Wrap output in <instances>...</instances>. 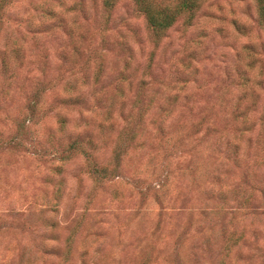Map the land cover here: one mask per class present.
Masks as SVG:
<instances>
[{
  "label": "rangeland",
  "instance_id": "374dc122",
  "mask_svg": "<svg viewBox=\"0 0 264 264\" xmlns=\"http://www.w3.org/2000/svg\"><path fill=\"white\" fill-rule=\"evenodd\" d=\"M103 1L0 0V264H264L256 0L160 36Z\"/></svg>",
  "mask_w": 264,
  "mask_h": 264
},
{
  "label": "trees",
  "instance_id": "16d2710c",
  "mask_svg": "<svg viewBox=\"0 0 264 264\" xmlns=\"http://www.w3.org/2000/svg\"><path fill=\"white\" fill-rule=\"evenodd\" d=\"M115 1L117 0H104L103 5L106 7V9H110L114 5ZM133 1L137 6L138 11L144 15L147 25L153 31L154 35L160 36L180 18H185V21L190 24L194 18L193 13L200 7L204 0H176L174 2L171 0ZM256 2L259 20L264 27V0H256ZM246 66H248V68L243 66L239 73V79H241L240 85L242 88L240 92L242 96V102L239 103L243 104L245 101L248 105H250L246 106L247 112L243 115V121L245 122L250 119L248 117V113H256V108H258V103L254 98V96H257V89L254 87V85L259 84L257 77L253 74V63H248ZM81 89V84L73 85L70 87L68 86L65 89V92L66 94H69L67 95L68 97H71L72 95L75 100H78L82 103L83 101L80 94L83 92ZM248 109L250 110L248 111ZM237 110H240V106L237 108ZM260 119L264 124V104ZM64 122L65 121L62 122V126H65ZM76 151H82V146L78 139H73L70 144H68V154L65 155V159H68V157Z\"/></svg>",
  "mask_w": 264,
  "mask_h": 264
}]
</instances>
